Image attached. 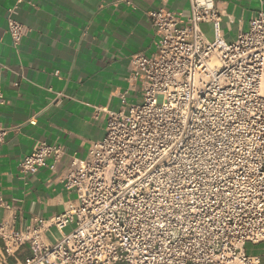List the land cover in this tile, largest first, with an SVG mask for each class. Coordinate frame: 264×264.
<instances>
[{"label":"built area","instance_id":"1","mask_svg":"<svg viewBox=\"0 0 264 264\" xmlns=\"http://www.w3.org/2000/svg\"><path fill=\"white\" fill-rule=\"evenodd\" d=\"M25 1L33 4L17 0L7 17L14 46L29 32L15 17ZM189 1L186 15L147 12L154 51L130 56L140 96L126 107L123 93L122 108L104 110V137L71 156L60 180L75 197L64 210L18 227L0 192L5 256L28 245L23 264H262L247 245L264 242V8L228 39L215 0ZM6 102L0 87V108ZM9 131L0 125V142ZM65 154L38 141L20 170L56 172Z\"/></svg>","mask_w":264,"mask_h":264},{"label":"crops","instance_id":"2","mask_svg":"<svg viewBox=\"0 0 264 264\" xmlns=\"http://www.w3.org/2000/svg\"><path fill=\"white\" fill-rule=\"evenodd\" d=\"M32 1L17 8L15 17L29 32L14 46L7 17L17 0H0V87L7 99L0 108V125L10 128L0 142V192L15 203L18 227L34 216L64 210L67 199L75 197L60 180L71 156L85 157L91 142L104 137V110L122 108L123 93L126 107L138 100L140 83L131 78L130 56L153 52L157 39L147 12L159 6L185 15L190 11L189 0H135L136 8L118 0ZM215 1L228 39L248 30L252 16L264 8L260 0ZM204 28L212 35L209 24ZM38 141L61 144L66 154L56 172L43 167L25 175L20 162ZM6 215L0 210V219ZM53 233L47 234L51 241ZM2 245L0 239V264H23L31 253L25 245L15 256H5ZM251 246L247 251L264 264V242Z\"/></svg>","mask_w":264,"mask_h":264},{"label":"rangeland","instance_id":"3","mask_svg":"<svg viewBox=\"0 0 264 264\" xmlns=\"http://www.w3.org/2000/svg\"><path fill=\"white\" fill-rule=\"evenodd\" d=\"M259 244H260V243H259ZM253 245H254V244H253ZM256 245H258V244H256ZM248 248H249V249L252 248L251 243L248 244Z\"/></svg>","mask_w":264,"mask_h":264}]
</instances>
